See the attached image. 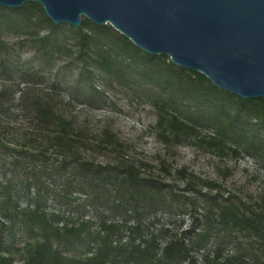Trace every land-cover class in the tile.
<instances>
[{
    "label": "trees",
    "instance_id": "1",
    "mask_svg": "<svg viewBox=\"0 0 264 264\" xmlns=\"http://www.w3.org/2000/svg\"><path fill=\"white\" fill-rule=\"evenodd\" d=\"M0 76V264H264V196L212 193V181L178 191L131 162L86 159L53 94L104 103L119 89L154 108L165 143L243 154L261 169L264 98L218 88L109 24H56L34 1L0 6ZM45 82L41 96L28 93ZM15 109L32 123L20 141ZM181 216L185 227L164 223Z\"/></svg>",
    "mask_w": 264,
    "mask_h": 264
},
{
    "label": "water",
    "instance_id": "2",
    "mask_svg": "<svg viewBox=\"0 0 264 264\" xmlns=\"http://www.w3.org/2000/svg\"><path fill=\"white\" fill-rule=\"evenodd\" d=\"M39 3L56 24L111 25L136 47L166 55L215 86L264 98V0H0Z\"/></svg>",
    "mask_w": 264,
    "mask_h": 264
},
{
    "label": "rangeland",
    "instance_id": "3",
    "mask_svg": "<svg viewBox=\"0 0 264 264\" xmlns=\"http://www.w3.org/2000/svg\"><path fill=\"white\" fill-rule=\"evenodd\" d=\"M19 52L22 57L29 55L27 48ZM46 87L47 82L27 91L30 95L41 96ZM53 97L62 99L57 109L73 119L81 130L79 152L86 159L100 164L131 162L144 175L171 182L178 191L185 189L187 181L207 190L204 181H212L218 187L211 190L212 193L218 190L224 196L230 193L251 202L264 196V169L253 159L243 154L219 156L206 150L203 144L165 143L158 136L155 110L144 100L119 89L108 90L104 103H83L78 98H63L61 94H53ZM14 111L13 139L20 141V134L30 131L32 123L19 109ZM109 135L118 145L107 140ZM178 219L174 223H164L173 229L188 225L187 216Z\"/></svg>",
    "mask_w": 264,
    "mask_h": 264
}]
</instances>
